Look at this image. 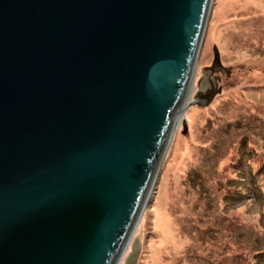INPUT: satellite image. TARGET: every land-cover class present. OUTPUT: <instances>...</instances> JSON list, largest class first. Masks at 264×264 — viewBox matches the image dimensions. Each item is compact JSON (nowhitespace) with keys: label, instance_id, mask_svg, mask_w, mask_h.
Segmentation results:
<instances>
[{"label":"water","instance_id":"1","mask_svg":"<svg viewBox=\"0 0 264 264\" xmlns=\"http://www.w3.org/2000/svg\"><path fill=\"white\" fill-rule=\"evenodd\" d=\"M212 3L0 0V264L121 263Z\"/></svg>","mask_w":264,"mask_h":264},{"label":"rangeland","instance_id":"2","mask_svg":"<svg viewBox=\"0 0 264 264\" xmlns=\"http://www.w3.org/2000/svg\"><path fill=\"white\" fill-rule=\"evenodd\" d=\"M187 100L120 264L136 238L137 264H264V0H213ZM220 174L245 195L223 197Z\"/></svg>","mask_w":264,"mask_h":264},{"label":"trees","instance_id":"3","mask_svg":"<svg viewBox=\"0 0 264 264\" xmlns=\"http://www.w3.org/2000/svg\"><path fill=\"white\" fill-rule=\"evenodd\" d=\"M240 123V122H239ZM242 123H240L239 125H241ZM236 122H234L233 123V125L232 126H234V127H237L238 128V131H232L231 132V137H233V135L235 134V133H239V135H241L240 136V143H242L243 141H245V139H247V133H248V131H246V124L244 123V127H243V124L241 125V126H239ZM242 130V132L240 133L239 131H241ZM239 157V159H241L242 160V157L241 156H238ZM242 163H239L238 164V166L239 165H241ZM261 169H262V167L261 168H259V170H258V172H260L261 171ZM223 172V171H222ZM258 172H256V173H258ZM251 175L253 176V175H256L255 173H251ZM231 177H232V179H235V180H239V179H242V178H240L238 175L237 176H235V175H231ZM238 177V178H237ZM256 180V179H255ZM218 183L219 184H217L216 186H217V189L219 190V193H222L223 194V197H229V196H232V197H235V198H238L239 197V195H245V194H242L241 192H240V190H239V186H238V184L237 183H234V186L227 180V179H225V177H224V175H222V174H220V176L218 177ZM222 220V218H219V217H216L215 218V220L214 221H221ZM170 238V237H169ZM254 251V250H253Z\"/></svg>","mask_w":264,"mask_h":264},{"label":"bare ground","instance_id":"4","mask_svg":"<svg viewBox=\"0 0 264 264\" xmlns=\"http://www.w3.org/2000/svg\"><path fill=\"white\" fill-rule=\"evenodd\" d=\"M187 105H188V100L186 99L184 102H183V104L181 105V108H180V111H179V114H178V117H177V120H176V123H175V126L177 127L179 124H180V122H181V120H182V116H183V113H184V110H185V108L187 107ZM156 182H157V179H156V181H155V183H154V185H153V188H152V191H151V193H150V198H151V196H152V194H153V192H154V189H155V186H156ZM163 220V219H162ZM160 223H162L161 221H160Z\"/></svg>","mask_w":264,"mask_h":264}]
</instances>
